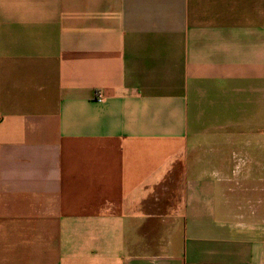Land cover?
I'll list each match as a JSON object with an SVG mask.
<instances>
[{
    "label": "crops",
    "instance_id": "1",
    "mask_svg": "<svg viewBox=\"0 0 264 264\" xmlns=\"http://www.w3.org/2000/svg\"><path fill=\"white\" fill-rule=\"evenodd\" d=\"M0 264H264V0H0Z\"/></svg>",
    "mask_w": 264,
    "mask_h": 264
}]
</instances>
